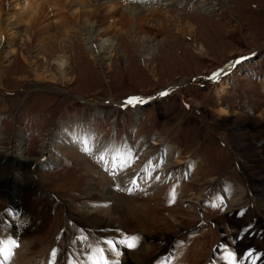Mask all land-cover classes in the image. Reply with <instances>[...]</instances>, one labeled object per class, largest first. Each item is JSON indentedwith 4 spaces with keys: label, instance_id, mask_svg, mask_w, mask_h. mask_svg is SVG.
Returning a JSON list of instances; mask_svg holds the SVG:
<instances>
[{
    "label": "rangeland",
    "instance_id": "374dc122",
    "mask_svg": "<svg viewBox=\"0 0 264 264\" xmlns=\"http://www.w3.org/2000/svg\"><path fill=\"white\" fill-rule=\"evenodd\" d=\"M80 1L29 4L32 18L20 13L34 0L0 2V145L18 136L26 156L48 161L9 174L0 165L9 179L0 213L10 202L19 211L16 230L0 225V239L11 237L6 264L19 247L32 264H90L103 242H134L118 244L116 260L108 256L120 264L126 250L142 247L140 234L150 247L143 264L263 256L264 0H153L146 8L141 0H86L102 5L93 18L72 14ZM127 3L171 13L126 27L111 13ZM99 28L105 34L96 38ZM240 57L247 59L212 82ZM76 133L90 136L89 149L103 142L100 154L118 167L85 151ZM167 151L178 164L166 166ZM128 173L132 186L120 182ZM107 179L116 200L103 198Z\"/></svg>",
    "mask_w": 264,
    "mask_h": 264
},
{
    "label": "bare ground",
    "instance_id": "6f19581e",
    "mask_svg": "<svg viewBox=\"0 0 264 264\" xmlns=\"http://www.w3.org/2000/svg\"><path fill=\"white\" fill-rule=\"evenodd\" d=\"M14 1V0H13ZM48 1V0H47ZM51 1V0H50ZM57 3H58V0H56ZM72 2L73 0H64V3H68V2ZM79 1V0H78ZM113 2L116 3L117 0H111ZM121 0H118V2H120ZM141 1H145L146 3V6L144 8H146L149 4H152L153 0H141ZM204 1L206 0H201V4L204 3ZM0 2H6V0H0ZM69 2V3H70ZM218 2V1H217ZM52 3H56L55 0H52ZM68 3V4H69ZM29 4H35V8L36 9H43L42 8V5L43 6H46V0H34L33 3H29L27 2L26 4H24V9H23V12L20 13V16L22 17H25V16H28V17H31L33 15H31L30 12H33L34 14V11L36 10L34 7H31ZM49 4V3H48ZM51 4V2H50ZM74 4V3H73ZM80 9L79 10H74L72 11V14H77L79 13L80 15V18H86V17H90V18H93L96 14L97 15H101V11H103V9L101 8L102 5H96L95 3L91 2L89 3V1H86L84 0L83 2L80 1ZM84 4V5H83ZM17 5V4H16ZM88 5V6H87ZM5 4L1 5L0 4V9L3 10ZM50 6V5H49ZM47 7V6H46ZM5 10V8H4ZM52 10V9H51ZM73 10V9H72ZM164 10V11H163ZM154 11H157V12H162L163 13H167V14H170L171 11L170 10H165V9H158L154 6H151L150 8H147V9H141L140 7H136V5L134 6L133 4L131 5L130 3H127L125 4L124 8L122 10H116V8L114 9L113 8V12L111 13L112 16L116 15V14H119L120 17H121V20H123L124 24L126 25V27H129V26H132V24H134L135 26L139 25L140 23V20L144 19V17H148V16H151ZM82 13V14H80ZM36 14V13H35ZM173 14H175L176 16L179 17V15H182L181 13H177V12H173ZM167 16V15H166ZM27 17V18H28ZM172 17V16H171ZM26 18V17H25ZM24 18V19H25ZM30 18V19H31ZM77 18V17H76ZM23 19V21H24ZM29 19V20H30ZM79 18H77L78 20ZM121 22V21H120ZM144 22V21H142ZM122 23V22H121ZM139 23V24H138ZM142 24V23H141ZM140 24V25H141ZM144 24V23H143ZM92 25V24H91ZM88 27V26H87ZM139 28V26H138ZM92 29V26L90 27L89 31ZM100 31L97 32V34L95 35L96 38H100V36L103 34L104 36V30L103 28H99ZM89 34V33H88ZM10 35V34H9ZM13 35V34H12ZM90 37V36H89ZM88 37V38H89ZM102 37V36H101ZM92 39V37L90 38ZM107 41V40H106ZM2 47H0V53L1 52H4L2 51L1 49ZM93 48V47H92ZM91 50H94V49H91ZM14 51V50H13ZM97 52L96 54V57H100V49L98 50H94ZM93 52V51H92ZM116 53V47L114 46L113 48H111L109 50V54H114ZM7 56V55H6ZM5 55L3 57H6ZM102 59H104V57H100ZM57 69H58V72H59V75L61 78L65 79V74H66V71H65V65H66V60H64L62 58V56H57ZM232 65V62L229 64V66ZM230 70V68L227 69V71ZM226 71V72H227ZM220 77V76H219ZM216 80V78H212V82H214ZM183 82H181L180 84H182ZM179 84V85H180ZM45 86V85H44ZM174 88V85L171 86ZM49 89H53L51 86H47V90ZM169 89V88H168ZM140 101H143V100H140ZM134 102V101H133ZM139 102V101H138ZM70 127V126H69ZM81 132V131H80ZM57 135V134H56ZM73 136L77 137V139H80L82 142L81 144H85L86 146L91 145V138L90 136L86 134H72L71 135V138H73ZM0 139H1V136H0ZM83 139V140H82ZM1 141H3V138L1 139ZM6 141V140H5ZM21 138L20 137H16L15 139H12L11 141H9L7 143V146H1L0 145V165L3 163L4 164V167L6 166V170L8 172V174L11 172V173H17L19 172L20 170H27V171H30V168L34 165V164H37V165H46L48 164V161L45 160V161H41V157H29V156H26L25 155V149L21 147ZM46 143V142H45ZM103 149V142L101 143H96L95 144V148H90L89 149V152L90 153H93L94 156H99V157H103V159L101 160L102 163H109V164H114L117 165L116 168L118 167L119 165V162H115L111 159L108 158L107 155H105L104 153L100 154V152L102 151ZM171 150V149H170ZM108 154V152H106ZM145 155V154H144ZM128 156V155H127ZM170 156H173L172 155V152L170 151H167L166 152V155H164L165 158H163L166 162H167V165L166 166H173V163H177V160L175 161H171L170 159H168ZM127 160V159H125ZM118 163V164H117ZM172 163V164H171ZM126 164H127V161H126ZM149 163H147L146 161V164L144 165V168L146 167V165H148ZM127 172L129 171L128 169L126 170ZM5 174V173H4ZM132 174L133 173H128L127 176L122 180H120L121 184L124 185L126 182L127 184H129L128 186H132L133 184H131L130 182H133L135 177L132 179ZM3 176V175H2ZM9 176V175H8ZM7 176L4 175L3 177L0 178V197L1 196H5V194L7 193V188H5L6 185H8V178H6ZM130 179V181H128ZM11 180V179H10ZM108 181V179H107ZM111 181H108L106 183V188H105V192H107V194H104V199H110V200H116L117 198L115 197H112L114 195H110V183ZM125 184V185H127ZM14 186V185H13ZM131 188V187H130ZM260 190V194H259V197H258V202H260L262 204V207H264V186L261 187ZM5 192V194H4ZM221 194V192H219ZM226 193V191L224 190V194ZM109 194V195H108ZM222 195V194H221ZM116 196V195H115ZM226 196V194H225ZM15 199V200H14ZM13 200L16 201V198L13 197ZM224 201V200H223ZM10 205V206H9ZM6 206V208L4 207V211L2 212V214L0 213V225L2 224H12L14 229L16 230L18 228V222H17V217L16 216H19L18 213V202H15L14 204H12L10 202V204ZM17 206V207H16ZM108 215V214H107ZM90 218H91V222L95 224H101L102 222L100 220L97 219L96 216H92L90 215ZM102 220V219H101ZM2 235V234H1ZM2 240L0 239V249H4L5 251L8 250V246L10 245L9 242L11 237H8V236H4L2 235ZM4 237H7V239H4ZM140 237L143 239V245L140 249H133L132 251L129 249V250H126V256H125V259L122 261V263L120 262V264H143L142 262V256L143 255H146L149 251H150V247H148V245H146V236L143 234H140ZM148 239V238H147ZM8 241V242H7ZM120 241V240H119ZM4 242V243H3ZM21 244V243H20ZM22 246V245H21ZM10 248V247H9ZM22 249H24L23 247H19L15 250V253H14V258L13 260H11V264H32L31 263V258H28V255H27V252L26 251H23ZM9 251V250H8ZM13 251V250H12ZM13 255V254H12ZM11 255V256H12ZM109 257H111V259H114L116 260L117 259V256L114 254V252L112 251L109 255ZM243 256V254L241 255V257ZM244 259V262L246 264H252V263H255V262H258L257 264H262L263 261H264V255L257 258L255 255H249L247 253H244V256L242 257ZM3 257H0V260H2ZM249 262V263H247ZM38 263V262H37ZM37 263H33V264H37ZM39 264V263H38ZM113 264V263H112ZM117 264V263H116Z\"/></svg>",
    "mask_w": 264,
    "mask_h": 264
},
{
    "label": "snow or ice",
    "instance_id": "6c2138e0",
    "mask_svg": "<svg viewBox=\"0 0 264 264\" xmlns=\"http://www.w3.org/2000/svg\"><path fill=\"white\" fill-rule=\"evenodd\" d=\"M244 59H247V57L238 58L236 61H234L232 63V65L226 66V68L220 69L216 73H213V76L210 77V79H212V78L218 79L219 76L226 73L228 67L234 66L236 63H239L241 60H244ZM137 100H138V98L131 97V98H129L127 103H132L133 101H137ZM84 150L89 151V148L87 146H85ZM100 159L102 160L103 157H100ZM134 239L135 238H132V240H134ZM103 243L106 245V247H98L97 249H95L94 251L89 253L88 259L90 261V264H112V262H110V260L108 259V255L112 251L116 250L118 244L122 243V244H125L127 247H130V248L136 246L134 242H131L130 240H127V239H123L120 241L107 240ZM12 244L15 245L16 247H18V245L15 244V241H12ZM89 248H91V246H89ZM96 252L99 253L98 256L95 255ZM117 254H119V253L117 252ZM0 255H3V259L0 260V264H6V262L10 259V252L5 251L4 249H0ZM51 255H52V257H55L57 255V250L54 249L53 252L51 253ZM228 257L230 258V264H235V259H234L233 254L228 253Z\"/></svg>",
    "mask_w": 264,
    "mask_h": 264
}]
</instances>
